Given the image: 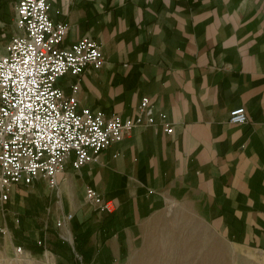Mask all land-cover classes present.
Here are the masks:
<instances>
[{
	"label": "crops",
	"instance_id": "obj_1",
	"mask_svg": "<svg viewBox=\"0 0 264 264\" xmlns=\"http://www.w3.org/2000/svg\"><path fill=\"white\" fill-rule=\"evenodd\" d=\"M16 1L0 0V53ZM48 3L51 19L67 25L62 45L89 35L104 58L83 71L79 106L132 118L147 96L154 123L134 126L77 170L66 164L53 189L44 179L9 186L5 236L41 245L52 264H125L153 217L186 204L226 243L264 258V0ZM71 82L64 75L59 85L68 91ZM236 106L242 124L226 121ZM86 187L111 211L88 204Z\"/></svg>",
	"mask_w": 264,
	"mask_h": 264
},
{
	"label": "built area",
	"instance_id": "obj_2",
	"mask_svg": "<svg viewBox=\"0 0 264 264\" xmlns=\"http://www.w3.org/2000/svg\"><path fill=\"white\" fill-rule=\"evenodd\" d=\"M14 11V29L0 53V215L9 186L44 179L53 189L66 164L77 170L134 126L154 123L147 96L140 98L132 118L79 106L83 71L98 69L104 61L96 40L85 35L62 45L67 25L51 19L48 0H17ZM64 75L72 79L68 91L59 85ZM164 118L160 112L158 123L169 133ZM226 121L246 122L243 107L231 108ZM84 195L88 204L111 211L110 201L92 188L86 187ZM70 218L67 213L55 225ZM15 250L21 252V246Z\"/></svg>",
	"mask_w": 264,
	"mask_h": 264
},
{
	"label": "rangeland",
	"instance_id": "obj_3",
	"mask_svg": "<svg viewBox=\"0 0 264 264\" xmlns=\"http://www.w3.org/2000/svg\"><path fill=\"white\" fill-rule=\"evenodd\" d=\"M1 226L4 225L0 220ZM7 234L4 226V231H0V264H52V255L41 245V252L25 245L21 246V252H16L17 244ZM60 246L68 249L67 241L60 242ZM255 258L264 264V258H258L255 252L240 251L226 243L190 206L176 204L168 206L145 226L136 250L125 264H255Z\"/></svg>",
	"mask_w": 264,
	"mask_h": 264
},
{
	"label": "trees",
	"instance_id": "obj_4",
	"mask_svg": "<svg viewBox=\"0 0 264 264\" xmlns=\"http://www.w3.org/2000/svg\"><path fill=\"white\" fill-rule=\"evenodd\" d=\"M28 248L33 250V251H37V252H41L42 251V248L39 245H37V246L35 245L33 247H28Z\"/></svg>",
	"mask_w": 264,
	"mask_h": 264
}]
</instances>
